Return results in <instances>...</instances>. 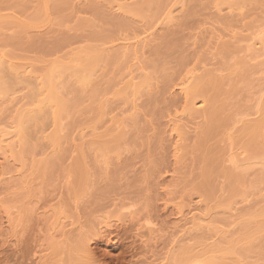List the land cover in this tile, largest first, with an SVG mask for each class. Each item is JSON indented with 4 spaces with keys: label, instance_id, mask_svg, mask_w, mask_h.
<instances>
[{
    "label": "rangeland",
    "instance_id": "rangeland-1",
    "mask_svg": "<svg viewBox=\"0 0 264 264\" xmlns=\"http://www.w3.org/2000/svg\"><path fill=\"white\" fill-rule=\"evenodd\" d=\"M63 1L57 2L60 4L58 6L56 3L55 5L57 7H53V4H50L51 6H44V11L41 7L42 14H45L43 18L46 22L44 21L43 23L42 18V20H39L42 23L38 22L37 24L36 22V24H32L31 22L33 20L29 23L28 19L40 10L39 7L42 5V0H0V20L3 18L4 21L1 22L2 24L0 26L6 22L11 23L13 21L12 23H14L15 21L13 25L8 26L4 24V27H0V56H9L10 54L13 56H10L13 62L11 59L10 61L8 60V56V58L4 56L3 59H7L14 64L20 63L18 64L20 66L25 65L28 68L30 66L31 69L29 68L28 70H32L31 74L32 72L34 73L32 74L33 77L30 75L31 77L27 78L30 81L27 79L23 80L24 85L20 83L18 86L16 85L17 87L13 86L14 88L12 87L10 89L12 92L9 91L12 94L6 93L7 95L10 94L8 97L6 96L4 98L6 94H0V98L2 95V98H4L0 100V130L8 133L15 132L17 123L14 121L16 119L14 118L16 116L15 114L27 104V99H29L27 94H30L31 88H34V81L31 78H34L35 74L41 75L42 71V74H45L51 68V65L58 61L61 63L66 57L71 58L72 56L73 58L75 53L82 57H88L93 54L90 49L96 48L95 52L97 53L101 51L107 52V49H112L111 52H115L114 50L117 49V54L120 53L119 55H121V44L125 42V39H130L129 42H132V38L138 36V38L142 39L143 37H148L149 40L147 41L148 38L146 39V45L144 48L139 49L137 51L138 53L136 52L135 57H132V54L128 55L129 59L126 55H123L122 58L119 56V59L121 58L120 60L118 59L119 63L123 60L121 66L124 67L122 71V67L120 66V71L125 72L124 74L119 71L120 76L116 74L119 77L114 75L116 77L114 79L113 74H110V72L98 73L99 77L96 75L97 78L95 77L94 86L92 84V86L86 87V90L84 89L85 87H80L76 83L75 77L72 79L71 77L69 78L68 72L65 71L66 75L62 74L63 71L56 69L55 73L52 72V78L56 73L59 74L58 78L54 77L53 79L54 82L56 81L58 83L55 82V86L58 96L59 94L62 96L59 98H62V101L64 99L65 101H70L75 108H72L73 111H66L67 113L65 115V112L63 114L61 113L62 115L60 114L61 116H59L61 120L57 123V127L59 126L58 133L61 137L66 136V141L64 140L65 144L63 143L56 149H51L45 142H40L34 150L29 151L30 153L28 151L23 153L21 162L23 168L21 167L19 169V173L21 172L19 176L20 180L17 177L15 180H9V182L4 181V178H6L4 176L5 172L12 171L14 166L12 163H7L1 159L0 155V264H11L12 262V264H60L61 262L63 264L65 258L68 257V255L65 257V248L70 243L72 244L71 235L77 233H83L82 235H86L85 237L89 239L88 249L91 254L90 259L92 258V264H168V262L171 264L175 254L183 246L195 248L196 245L199 248L198 246L203 247L204 245L203 248H205L210 244H215L216 247L218 246L220 248V244L226 240L229 245L236 236L239 237L243 230L242 226L245 225L247 227L254 223V220L251 219L253 211L264 206V164L257 163L261 159L251 154V152L247 154L248 151H242V140H240V138L242 139L241 136L243 134H241V131L243 129L250 126V124H254L253 122L256 123L260 119L259 122L264 121L262 120L264 118V113H262L264 112L262 108L264 103V43H261L262 41L264 42V32L261 33V31H264V0H245L246 2L244 0H232L237 5V8H239L233 11L227 10L225 6L219 7L222 8L219 11V8L216 9L212 0H167V2L165 0L166 4L160 8L161 10L158 11L157 16H150L154 20L149 18V10L154 6L152 2L155 1V6H157L158 4L156 5V2L160 3L159 1L161 0H65V5ZM38 2L39 4H37ZM35 4L39 7H36ZM118 5L121 7L125 6V9L127 7L133 9L131 7H134L133 10L135 11L136 8L142 16H134L132 15L133 12L123 14V12L117 10ZM61 7H64L65 10L62 11ZM56 9L60 10L56 11ZM167 9H173L171 14L173 17L170 21H163ZM145 10H147L149 15L145 14ZM141 12H145L144 14L148 15V18ZM30 14L32 15L28 17ZM118 21L123 23V27L116 26ZM114 27L119 28L115 29ZM109 32H111L110 35ZM99 35L105 37L108 41L105 39L101 41ZM93 36H95V39ZM258 40L260 41L258 42ZM254 42H258L257 47H253ZM88 51L89 54L87 53ZM11 53H14L15 56ZM69 53L72 55L70 54L68 56ZM70 58L66 59V61L70 60ZM66 61L64 63H67ZM47 62H49L50 66L47 65ZM33 68L35 70L43 68L44 70H37L36 72L35 70L33 71ZM112 68H114V65ZM187 68L190 69L188 70ZM153 70L155 75H153ZM187 71L193 72V78L195 80L196 77L197 84L199 82L203 84V79L205 80L204 83L218 81L219 84L221 93L220 101L222 102L218 116L221 114L219 118L222 117L221 119L224 118V120L226 119L228 121L226 122V129H221L223 132L217 135V141H215L216 139L213 140L216 143L210 141L211 144L214 143L213 146L216 144L219 147L217 149H222L220 151L222 154L219 157L220 164L218 163L216 173L214 171V173L212 172L210 174V170L213 171V168L208 170L209 168L205 165L204 167L206 169L204 170V163L201 160L202 153L198 149V142L202 137L201 133H204L208 125V120H206L208 118L205 114L207 108L203 106L202 109L200 107L195 113L191 111L192 116L187 112V114L184 112L183 116L182 113L181 108L182 106L184 108V103L180 100L182 98L179 97L176 84L179 82V79L182 80L187 75ZM71 76L73 75L71 74ZM121 76L127 77L126 79H122ZM151 76L153 77V81H151ZM208 76L211 77L209 78ZM110 77L114 79L111 82L113 85L118 84L117 82L120 80L118 78H121L119 82L123 81V83L121 82L122 84L120 83L121 85H125L126 81L132 82L133 88L130 87L126 90H132L133 92H129L130 95H128V92H124L125 94L123 93V96L122 93L115 96V93H118L115 90H121V86H115L113 87V95V92L110 91L112 88L110 86L111 84L108 81L112 79ZM74 78L75 80H73ZM144 78L149 79V81L147 83H145L147 80L143 82ZM213 78L217 79L214 80ZM71 80L73 81L71 82ZM194 80L193 82H195ZM138 83L141 85L145 83V86L148 87L142 86L141 88H137ZM59 85L60 91L57 88ZM77 87L79 89L83 88L84 91H82L83 89L79 90ZM96 87L101 90L109 88V91L102 90L106 93L104 94L101 91L100 98L97 95V101L95 100L96 96L94 97L95 101L93 99L90 100L91 98L87 94L91 91L90 89H95ZM143 87L145 90H142ZM72 89L76 90L75 92L78 91V96L81 97L77 96V98L75 96L76 93ZM86 92L87 97H85L86 95H81ZM68 102L66 103L68 104ZM97 104H100L102 109ZM88 106L94 108L99 107L100 112L101 110L103 111V118L96 117L97 119H95V121L102 119V122L100 120L96 123L93 122L92 115L94 112L83 113L80 111ZM20 107L22 108L18 110ZM259 108H262V112L259 111ZM178 110L181 114L175 112ZM93 116L95 118V115ZM175 116L176 118H173ZM89 117H92V121ZM171 118L173 120L179 118L178 121L180 123L177 121V126L183 123V126H180L184 130L188 129V134H185L183 142H181L182 145H180L182 147H180L179 154L175 156L176 158L172 155L173 143L169 132L170 127L172 128ZM88 120L93 125L95 124V126L89 123L90 121ZM113 121H115V124ZM48 122L49 120L43 128L45 129L44 134L49 133L53 129V125ZM246 123L247 126L245 127L244 124ZM176 124L174 125L175 127ZM86 125L89 127H86ZM110 126H118L119 128L114 132H110ZM92 127H95V130L93 128L91 132L90 128ZM227 127L230 128L228 129ZM79 132L84 134V139L81 137L82 135L80 136L82 133ZM231 155L235 156L233 159L235 158L236 161H234L236 164H233L231 161ZM250 157H254L253 160ZM77 160L79 162L81 161L79 164L81 165L82 163L84 171L86 172H84L85 180L83 179V183L76 176V172L74 173L75 169L73 170L76 167L75 161L77 163ZM256 160L258 161L256 162ZM48 161H50V165ZM241 162L243 164L248 162V165L245 164L243 166ZM237 164L239 167H237ZM39 165H42V168ZM219 165L221 166L219 167ZM224 169L225 171L227 169L234 170L233 173L241 177L240 183H236L234 184L235 186L233 185L231 187L223 175L222 170ZM203 170L205 173L208 170L209 173L206 174L211 175V182H209L211 184L210 187L214 191L210 199L205 195L206 192H203V189L209 187V185L207 187L204 186L203 189L200 188L202 184H205L203 183L205 180L203 179V175L205 176L206 174ZM22 174L27 179L22 178ZM21 179L25 180L26 185L23 183L24 180L20 182ZM23 185L26 189H24ZM80 190L84 192L81 195ZM84 195L86 196L84 197ZM262 198L263 202L260 203L258 200ZM225 199H230L227 205V207L230 205L228 207L229 209L227 207L224 209L221 206V201ZM14 206L16 208H23L21 210L24 214L19 222H14L17 225L14 229L15 232L13 230L10 231L9 227L6 228L8 225L5 220L7 212H10L9 209L15 211L16 208ZM218 206H221V211L220 208H217ZM178 207H180V212H182L180 213L181 215L176 214L179 209ZM128 213L135 215V218H140L139 226H136V219L129 218ZM197 216H201V218L203 216L204 221L201 220L203 223L200 222L204 226L201 225V230L197 228L198 231L196 232V227L192 226L193 224H188L190 218L192 219V217L195 218ZM23 217L25 220L23 219L24 221L21 222ZM59 217L61 221L63 220V223H60ZM146 218L153 222V224H156L155 229H159L157 235L153 236L154 238L152 237L153 240L150 239L147 227L142 225L145 224L143 222L145 220L143 219ZM212 218L216 219L217 222L214 221L211 223L210 219L212 220ZM262 218L257 219L261 221ZM104 219L105 222L103 221ZM220 219L222 222H218ZM56 220L60 224H58V228L57 226L54 227L55 230L60 229L64 221L65 224L69 222L70 224L73 223V225L63 230L65 237H59V235L55 234L53 238L55 241L57 240L55 249L57 248L58 251L60 249V253H52V248L51 250L48 249L49 251L45 250L43 252L42 250L46 246L49 248V243H52L48 237L51 231L46 236L44 230H49V227L52 230L54 222L55 225L57 223ZM246 221H248V225H246ZM190 223L193 222L190 220ZM19 224L21 227H19ZM191 226L195 229L189 228ZM217 226L219 231H221L220 228L222 229L221 232H223V229L226 231L225 234L222 233L224 238H231L226 240L221 239L223 237L219 235L220 232H217L218 230L215 228ZM245 226L244 228H246ZM40 228L44 229L42 230L43 233L38 232ZM137 228L139 229L137 230ZM17 229H19L20 233H18ZM240 230L241 232H239ZM258 231H256L258 234L254 233L255 237L252 236L251 238V241L254 240V245H251L252 249L248 248L252 252L248 249H245L247 252H244V250L239 251L243 256L237 252V256H231L236 257H234L235 259L233 258L234 261H228L226 259L225 263L264 264V228ZM137 233H141L140 235H143V238H139ZM226 233L228 235L227 237H225ZM18 234L21 235L19 236ZM42 235L43 237H41ZM66 240L67 242H65ZM221 240L224 241L222 242ZM228 240L230 241L228 242ZM255 241L257 242L255 243ZM13 242L17 246L12 244ZM46 242L48 243L46 244ZM206 244L207 246H205ZM227 244L221 245V247H226ZM66 252L68 254V251ZM7 258L8 260H6ZM228 259H231L230 256H228Z\"/></svg>",
    "mask_w": 264,
    "mask_h": 264
},
{
    "label": "bare ground",
    "instance_id": "bare-ground-1",
    "mask_svg": "<svg viewBox=\"0 0 264 264\" xmlns=\"http://www.w3.org/2000/svg\"><path fill=\"white\" fill-rule=\"evenodd\" d=\"M35 1H38V0H35ZM59 1H61L62 2V0H42V5L39 7L37 4H39V2H41V1H39L37 4H35L36 5V7H39V9L40 10H38L37 11V9H36V13L34 14V15H32V14H30L28 17H30L31 15V18H29L28 20H29V23H30V21L31 20H33L31 23L32 24H36V22H37V24H38V22L39 23H42V21H39V20H42V18H43V16L45 15H43L42 14V12L44 11V6H51L52 4H53V7H57V5H55L57 2L59 3ZM65 1V0H64ZM63 1V4L66 2H64ZM151 1V0H150ZM157 1H159V0H157ZM169 1V0H168ZM181 1H184V0H181ZM245 1V0H244ZM155 2V1H154ZM154 2H152V5H154V6H152V8H151V10H149L150 12H149V14H148V12H147V10H145L146 11V13L145 12H141L142 14H148L149 15V18L151 19L152 17H150V16H153V17H155V15L158 13V11L159 10H161L160 8L162 7V6H164V4H166V2H167V0H166V2H165V0H161V1H159L160 3H157L156 2V5L157 6H155V3ZM212 2L215 4V6H216V9H218L219 7H223V6H225V7H227V10L229 9L230 11H233L234 9H236L237 8V5H235V3L232 1V0H212ZM246 2V1H245ZM57 3V4H58ZM174 3V2H173ZM212 3V4H213ZM51 4V5H50ZM163 4V5H162ZM55 5V6H54ZM65 5V4H64ZM63 5V6H64ZM252 5V4H251ZM58 6H60V4H58ZM123 6V5H122ZM166 6V5H165ZM168 6V5H167ZM239 6V5H238ZM21 7H23V6H21ZM41 7H42V9H43V11H41L42 9H41ZM114 7V6H113ZM149 7V6H148ZM59 8V7H58ZM62 8V7H61ZM64 8V7H63ZM62 8V11L63 10H65V8L63 9ZM112 8V7H111ZM128 8V9H127ZM126 9H125V6L124 7H121V6H117V10H119V11H121V12H123V14L125 13H132L133 12V14L132 15H140L139 17H141L142 15L140 14V11H138V10H136V8H135V11L133 10L134 9V7H131V8H133V9H129L130 7H127ZM150 8V7H149ZM149 8H146V9H149ZM221 9L222 8H219L218 10L219 11H221ZM226 9V8H225ZM237 9H239V8H237ZM236 9V10H237ZM55 10V9H54ZM58 9H56V11H57ZM60 10V9H59ZM58 10V11H59ZM172 10L173 9H167V12H166V14H165V16H164V18H163V21L165 20V21H170V19L173 17V16H171V14H172ZM61 11V12H62ZM234 12H236V11H234ZM239 12H240V10H239ZM60 13V12H59ZM242 13V12H241ZM144 14V16L146 17L147 16V18H148V15H145ZM159 14H160V12H159ZM175 14V13H174ZM173 14V15H174ZM222 14V13H221ZM100 15V14H99ZM67 16V15H66ZM157 16V15H156ZM4 17V16H3ZM45 17V16H44ZM47 17V16H46ZM68 17V16H67ZM138 17V16H137ZM176 17V16H175ZM58 18V17H57ZM177 18V17H176ZM2 20H0V24H2L1 22L3 21V18H1ZM161 19V18H160ZM228 19V18H227ZM47 20V19H46ZM152 20H154V18H152ZM151 20V21H152ZM44 21H45V19L43 18V23H44ZM60 21V20H59ZM150 21V22H151ZM173 21V20H172ZM4 22V21H3ZM13 22V21H12ZM4 23L5 25H8V26H10V25H13V24H15V21H14V23ZM46 22V21H45ZM56 22H58V21H56ZM62 22V21H61ZM60 22V23H61ZM158 22V21H157ZM170 23V22H169ZM4 24L3 25H1L0 27L2 28V27H4ZM57 24H59V23H57ZM126 24V23H125ZM124 24V25H125ZM164 24V23H163ZM18 25H19V23H18ZM151 25V24H150ZM21 26V25H20ZM116 26H119V27H123V23L122 22H119L118 21V23H117V25ZM115 26V27H116ZM161 26V25H160ZM208 26V25H207ZM6 27V26H5ZM18 27V26H17ZM27 27V26H26ZM114 27V28H115ZM118 27V28H119ZM127 27V26H126ZM125 27V28H126ZM19 28V27H18ZM118 28H115V29H118ZM24 29H25V27H24ZM122 29V28H121ZM124 29V28H123ZM253 29V28H252ZM6 30V29H5ZM120 30V29H119ZM151 30V29H150ZM254 31V30H253ZM121 32V31H120ZM262 32H264V31H261V33ZM101 33V32H100ZM110 33L111 32H109V35H110ZM116 33V32H115ZM144 33V32H143ZM112 34H113V32H112ZM108 35V34H107ZM100 36V39H101V41H102V39H105L106 40V38L105 37H101V35H99ZM99 36H98V38H99ZM104 36H106V35H104ZM114 36V35H113ZM124 36V35H123ZM150 36H151V34H150ZM149 36V37H150ZM95 36H93V38H94ZM231 37V36H230ZM108 38V37H107ZM128 38V37H127ZM130 38H132V37H130ZM148 38V37H147ZM147 38H144L143 37V39L142 38H138V36H134L133 38H132V42H129L130 41V39H125V42L123 43V44H121L122 46V54L121 55H119V54H117V52H116V50L117 49H113L115 52H111V46H110V49L111 50H109V49H107V52H104V51H101V52H99V53H97V52H95V50H96V48L94 49V48H92V49H90L91 50V53H93L92 55H89L88 57H82V56H80V55H76V53H75V55H74V57L72 58V56H71V58H70V60H68V61H66V59H69V58H65V59H63V60H65L67 63H64V62H62L61 61V63L58 61H55V62H57V63H54L53 62V60H51L52 61V63H54L53 65H51V68L45 73V74H42L43 73V71L41 72V71H38V72H41V75H37V74H35L34 75V78H31V80L32 81H34L33 83H34V88H31V91L29 92L30 94H27L28 96H29V99H27L28 101L26 102L27 104H28V106L26 107V105L27 104H25L24 106H23V109L22 110H20L22 107H20L18 110H20V111H15V112H17L14 116V118H16L14 121H16L17 123H16V130H15V132L14 133H8V132H6V131H3V130H0V150H1V153H0V155H1V159H3V160H5L7 163H12L13 164V166H14V168H13V170L12 171H10V172H8V173H6L5 172V174H4V176H6V178H4V181L6 180V181H8L9 182V180H15V178H17L18 177V180H20V173H19V169L22 167V155H23V153H26V151H32V150H34L35 148H36V146H37V144H39L40 142H45L47 145H48V147H50L51 149H53V148H58L59 146H61L63 143L65 144V142H64V140L66 141V139H65V137L66 136H63V137H61V135L58 133L59 132V126L57 127V123H58V121L59 120H61V118L59 117V116H61L62 114H63V112H65L64 113V115L67 113L66 111H71L72 110V108L74 107V106H72V103L70 104L68 101H65V99H64V101H62V98H59V97H62V96H60V94H59V96H58V92H57V90H56V83L53 81V79H54V77L56 78H58L59 76V74L58 73H56V75H53V78H52V72H54L55 73V71L56 70H58V71H63V73L62 74H65L66 75V72H68L69 73V78L71 77V79L73 78V77H75L76 78V83H78L79 85H80V87H85L84 89L86 90L87 88H88V86H92V84L93 83H95L94 82V80H95V77L97 78V76L99 75V74H102V73H105V72H110V74L112 73L113 74V77H114V79L116 78L114 75H118L119 74V71L121 70V62L123 61V60H121L120 61V63H119V60L123 57V55H126V57L129 59V57H128V55L129 54H132V57L134 56L135 57V54H136V52L137 51H139V49H142V48H144V46L146 45V39ZM95 39V38H94ZM120 39V38H119ZM149 40V38L147 39V41ZM218 40V39H217ZM106 41H108V40H106ZM260 40H258V42H259ZM209 42V41H208ZM258 42H254L253 43V47L254 46H258ZM103 43H104V41H103ZM102 43V44H103ZM107 43V42H106ZM261 43H264L263 41L261 42ZM261 43H259V44H261ZM105 44V43H104ZM151 44V43H150ZM148 45V44H147ZM239 45V44H238ZM100 46H102V45H100ZM99 46V47H100ZM104 46V45H103ZM115 47V46H114ZM262 47H263V45H262ZM90 48V47H89ZM106 48V47H105ZM113 48V47H112ZM119 48V47H118ZM77 50V49H76ZM75 50V51H76ZM102 50V49H101ZM105 50V49H104ZM109 50V51H108ZM120 50V49H119ZM262 50V49H261ZM118 51V50H117ZM53 52H54V50H53ZM55 52H56V50H55ZM71 53H73V52H71ZM71 53H69L68 54V56L71 54ZM88 54H89V51L87 52ZM138 53V52H137ZM7 54H8V52H7ZM11 54H13L14 56H15V54L14 53H11ZM78 54H80V52H78ZM82 54V53H81ZM88 54H86V55H88ZM72 55V54H71ZM83 55V54H82ZM4 56H6V55H2V56H0V57H2V58H0V94H6V93H10V92H12V91H10V89H12V87L13 86H15V87H17L18 86V84H20V83H23L22 85H24V79L26 80L27 78H29V77H31L30 75H32V74H34L33 72H32V74H31V71L32 70H28L29 68H30V66H29V68L28 67H25V65H23V66H20V65H18V64H20V63H12L13 61H12V55H10L9 54V61H10V59H11V61L12 62H9L7 59L5 60V59H3V57ZM5 57V58H8V57ZM10 56H12V57H10ZM119 56H121V58L119 59ZM131 56V55H130ZM16 57H17V55H16ZM125 57V58H126ZM245 57V56H244ZM15 58V57H14ZM13 58V59H14ZM20 59H21V57H20ZM25 59V58H24ZM59 59V58H58ZM119 59V60H118ZM124 59V58H123ZM132 59V58H131ZM15 60V59H14ZM133 60V59H132ZM50 62V61H49ZM49 62H47L46 64L48 65V66H50V64H51V62H50V64H49ZM125 62V61H124ZM123 62V63H124ZM46 64H45V66H46ZM125 64V63H124ZM123 64V65H124ZM22 65V64H21ZM27 65V64H26ZM77 65V66H76ZM113 65H114V68H112L113 67ZM121 66V67H120ZM153 66V65H152ZM126 67V66H125ZM155 67V66H154ZM157 67V66H156ZM158 67H159V65H158ZM124 67H122V71L124 70L123 69ZM163 68V67H162ZM191 68V67H190ZM189 68V69H190ZM205 68V67H204ZM31 69V68H30ZM48 69V68H47ZM47 69H45V70H47ZM56 69V70H55ZM113 69V70H112ZM132 69V68H131ZM158 69V68H157ZM188 69V68H187ZM188 69V70H189ZM194 69V68H193ZM35 69L33 68V71H34ZM37 70H44L43 68L42 69H37ZM37 70H35L36 72H37ZM66 71V72H65ZM122 71H120L122 74H124L125 72H122ZM140 71V70H139ZM160 71H161V69H160ZM159 71V72H160ZM162 71H164V70H162ZM195 71V70H194ZM65 72V73H64ZM155 72H156V69H155ZM154 70H153V75H155L154 73ZM188 72V71H187ZM186 72V74L187 75H185V77H183V79L182 80H180L179 79V82L176 84V87H177V91H178V93H179V97L180 98H182V99H180V100H182L183 101V103H184V108H183V106H182V113H183V116H184V112L186 113H190L191 111L192 112H197L198 111V109L200 108V109H202V107L204 106V107H206L205 109H206V117L208 118V119H206V120H208L207 121V128H205V131H204V133H201L202 134V137L200 138V140H199V148L198 149H200V151H201V160L203 161V168H204V170L206 169V167H204V165L205 166H207L209 169L208 170H210V168H213V171L212 170H210V174L213 172L214 173V171H215V173L217 172V170H218V163H219V157H220V154H222V153H220V151H222V149L221 150H219V149H217V147L218 146H216V144L213 146V144H211L210 143V141H212V142H215V141H217V139H216V137H218L217 135H220L221 134V132H223L222 130H223V128H224V130L226 129L225 128V126H227L226 125V122L228 121H226V119L224 120V118L223 119H221L222 117H220L219 118V116L221 115H219L218 116V114L220 113L219 112V109L221 108V102L222 101H220V88H219V84H218V81H213L212 83H209V82H206V83H204V79H203V84L201 83V82H199V83H201V84H197L196 83V77H195V80H194V76H193V72H188L187 73ZM60 73V74H61ZM67 73V74H68ZM99 73V74H98ZM157 73V72H156ZM39 74V73H38ZM61 74V75H62ZM71 74L73 75V76H71ZM110 74H108V75H110ZM37 75V76H36ZM64 75V76H65ZM97 75V76H96ZM116 75V76H117ZM127 75V74H126ZM130 75V74H129ZM129 75H128V77H129ZM149 75H152V74H149ZM152 75V76H153ZM110 76H112V75H110ZM119 76H120V74H119ZM119 76H117V77H119ZM132 76V75H131ZM142 76V75H141ZM151 76V78H152V80H151V78H150V80L151 81H153V77ZM32 77H33V75H32ZM61 77V76H60ZM99 77V76H98ZM113 77H110V78H112V79H110V80H108L109 82V84H111V82H113ZM122 77V76H121ZM127 77V76H126ZM126 77L124 76V77H122V79L123 78H125L126 79ZM148 77V76H147ZM150 77V76H149ZM159 77V76H158ZM209 78L211 77V76H208ZM75 78L73 79V80H75ZM131 78V77H130ZM134 78V77H133ZM205 78H206V76H205ZM118 79H120L121 80V78H118ZM214 79V78H213ZM215 79H217V78H215ZM214 79V80H215ZM28 80V79H27ZM73 80H71V82L73 81ZM112 80V81H111ZM119 80V81H120ZM147 80V81H146ZM193 80L195 81V82H193ZM28 81H30V80H28ZM31 81V82H32ZM117 82L118 84H120L121 82L123 83V81H121V82ZM146 81V82H145ZM149 81V79H145L144 78V81L143 82H145V83H147ZM156 81V80H155ZM199 81V80H198ZM31 82H30V84H31ZM115 83H116V81H114ZM26 83H28V82H26ZM25 83V84H26ZM55 83V84H54ZM104 83V82H103ZM106 83V82H105ZM114 83V84H115ZM121 83V84H122ZM124 83H125V81H124ZM140 83H141V81H140ZM145 83H144V85H141V84H137L138 86H137V88L138 87H142V86H145ZM58 84V83H57ZM108 84V85H109ZM118 84H116V85H113V84H111L110 86L112 87L111 88V92H113L114 90H113V87H117V86H121V90L119 91V90H115V91H117L118 93L116 94L115 93V96L116 95H118L119 93H122V96H123V93L125 92V93H127L128 92V95H130L129 94V92H133L131 89L133 88L132 87V85H133V83L131 82H127L126 81V83H125V85L123 86V85H118ZM130 84V85H129ZM17 85V86H16ZM28 86H30L29 84H27ZM75 85H77V84H75ZM136 85V84H135ZM141 85V86H140ZM147 85V84H146ZM148 85H150L149 83H148ZM220 85H221V83H220ZM58 86V85H57ZM64 86V85H63ZM93 86H94V84H93ZM101 86V85H100ZM123 86V87H122ZM20 87V86H19ZM24 87V86H23ZM31 87V86H30ZM76 87V86H75ZM79 87V86H78ZM77 87V88H78ZM87 87V88H86ZM130 87H132L130 90L131 91H128V90H126V89H129ZM134 87H136V86H134ZM146 87V86H145ZM148 87V86H147ZM146 87V88H147ZM14 88V87H13ZM57 88H59V90L58 91H60V85H59V87H57ZM90 88V87H89ZM123 88V89H122ZM222 88V87H221ZM79 89V88H78ZM83 89V88H82ZM82 89H79V90H82ZM84 89L82 90V91H84ZM108 89V90H107ZM118 89V88H117ZM14 90V89H13ZM74 89H72V91H73ZM91 91L90 92H88V94H87V92L85 93V94H81V95H83V96H85L86 94L89 96V98H91L90 100H94V97H95V100L97 99V97L99 96V95H101L102 93H104L102 90H106V91H109V88H106V89H97V87L95 88V89H90ZM135 90H137L136 88H135ZM141 90V89H140ZM140 90H138V91H140ZM142 90H145V88L143 87V89ZM264 90V89H263ZM10 91V92H9ZM15 91V90H14ZM27 91H29V90H27ZM63 91V90H62ZM76 90H74V92H75ZM102 91V93H100ZM149 91V90H148ZM176 91V92H177ZM78 92V91H77ZM77 92H75L76 93V97L79 95V92L77 93ZM81 92V91H80ZM134 92H136V91H134ZM144 92V91H143ZM146 92V91H145ZM68 93V92H67ZM100 93V94H99ZM106 93V92H105ZM104 93V94H105ZM124 93V94H125ZM137 93V92H136ZM141 93V92H140ZM10 94H12V93H10ZM9 94V95H10ZM134 94V93H133ZM133 94H131V95H133ZM142 94V93H141ZM9 95H4V98L7 96H9ZM87 95L85 96V97H87ZM98 95V96H97ZM113 95H114V92H113ZM127 95V96H128ZM178 95V94H177ZM3 96V95H2ZM2 96H1V98H0V100H2V99H4V98H2ZM66 96V95H65ZM121 96V95H120ZM260 96H261V94H260ZM78 97H81V96H78ZM77 97V98H78ZM125 97V96H124ZM99 98H100V96H99ZM222 98V97H221ZM83 99V98H82ZM8 100V99H7ZM79 100V99H78ZM89 100V99H88ZM94 100V101H95ZM98 100V99H97ZM96 100V101H97ZM178 100V99H177ZM127 101V100H126ZM131 101V100H130ZM66 102H68V104H70V105H68ZM180 102V101H179ZM178 102V103H179ZM97 103V102H96ZM262 103H263V101H262ZM74 104V103H73ZM126 104V103H125ZM5 105V104H4ZM89 105H91V104H89ZM100 108H101V106H100V104H97ZM207 105V106H206ZM12 106V105H11ZM93 106V105H92ZM260 106H261V104H260ZM13 107V106H12ZM25 107V108H24ZM99 107H96V108H94V107H91V106H88V107H84V109L82 110H80V111H82L83 113H90V112H94V114L93 115H95V118H94V116L92 115V117H93V122H97V121H99L100 120V122H102V119H99V120H97V121H95V119H97L96 117H98V118H100V117H102L103 115L102 114H104L103 113V111L101 110V112H100V110H99ZM3 108V107H2ZM75 108V107H74ZM177 108V107H176ZM262 108L264 109V103H263V105H262ZM261 108V109H262ZM102 109V108H101ZM113 109V108H112ZM260 109V108H259ZM261 109L259 110L260 112H262L261 111ZM79 110V109H78ZM180 110V109H179ZM179 110L178 111H175V112H177V114L178 113H180L179 112ZM73 111V110H72ZM77 111V110H76ZM121 111V110H120ZM110 112V111H109ZM191 112V113H192ZM219 112V113H218ZM2 113H4V112H2ZM62 113V114H61ZM138 113V112H137ZM186 113V114H187ZM190 113V114H191ZM262 113H264V112H262ZM61 114V115H60ZM117 114V113H116ZM176 114V113H175ZM181 114V113H180ZM106 115V114H105ZM193 114H191V116H192ZM196 115V114H195ZM264 115V114H263ZM179 116H182V115H179ZM186 116H188V115H186ZM68 117V116H67ZM92 117H89V119L92 121ZM198 117V116H197ZM60 118V119H59ZM103 118V117H102ZM173 118H176V116L175 117H173ZM181 118V117H180ZM261 118H262V115H261ZM127 119H129V118H127ZM172 119V118H171ZM200 119V118H199ZM49 120V124H52L53 125V129H52V131H50L49 133H47V134H44L45 133V129H43L44 128V126H45V124H47V121ZM90 120H88V121H90ZM104 120V119H103ZM179 118L178 119H172L171 120V123H172V128L170 127V129H169V132H170V136L172 137L171 139H172V143H173V154L172 155H174V157L175 156H177V154H179V151H180V147H182V146H180V145H182L181 144V142H183V138L185 137V134H188V129L187 130H184V128L183 127H181V126H183L182 124H180V125H178L177 126V124L178 123H180L179 121ZM193 120V119H192ZM261 120V119H260ZM259 120V121H260ZM262 120H264V118H262ZM91 121L89 122V123H91ZM137 121V120H136ZM170 121V120H169ZM168 121V122H169ZM177 121H178V123H177ZM181 121V120H180ZM238 121V120H237ZM244 121V120H243ZM242 121V122H243ZM259 121H257L256 123L255 122H253L254 124H250V126H247V123L246 124H244L245 125V129H243V127H242V133L241 134H243L241 137H242V139L240 138V140H242V151L243 150H245V152L246 151H248V153L247 154H249V152H251V154H254L255 156H257V157H259L260 159H261V161L259 162L258 160H256V162L257 163H259V164H264V121L262 122H259ZM51 122V123H50ZM201 122V121H200ZM62 123V122H61ZM113 123L115 124V121H113ZM112 123V124H113ZM177 123V124H176ZM251 123V122H250ZM11 124V123H10ZM14 124V123H13ZM92 125H93V123H91ZM135 124V123H134ZM176 124V127L174 126ZM236 124V123H235ZM52 125H50V126H52ZM59 125H60V123H59ZM90 125V124H89ZM185 125V124H184ZM248 125H249V123H248ZM15 126V125H14ZM88 125H86V127H87ZM93 126H95V124L93 125ZM187 126V125H186ZM230 126V125H229ZM234 126V125H233ZM4 127V126H3ZM85 127V128H86ZM89 127V126H88ZM90 127H91V125H90ZM188 127V126H187ZM186 127V128H187ZM13 128V127H12ZM48 128V127H47ZM94 128V130H95V127H92V128H90V131L92 132V129ZM106 128V127H105ZM110 132H114V131H116V130H118L117 128H119L118 126H110ZM228 128V127H227ZM230 128V127H229ZM228 128V129H229ZM2 129V128H1ZM14 129V128H13ZM49 129V128H48ZM88 129V128H87ZM104 129V128H103ZM102 129V130H103ZM222 129V130H221ZM204 130V129H203ZM13 131V130H12ZM82 131V130H81ZM186 131H187V133H186ZM190 131V130H189ZM192 131H194V130H192ZM219 131H220V133H219ZM84 132V131H83ZM94 132V131H93ZM98 132V131H97ZM191 132V131H190ZM203 132V131H202ZM72 133V132H71ZM79 133H82V132H79ZM78 133V134H79ZM158 133V132H157ZM77 134V135H78ZM162 134V133H161ZM240 134V135H241ZM82 135V136H81ZM83 133L82 134H80V136L83 138ZM187 136V135H186ZM188 137V136H187ZM82 138H80V139H82ZM68 139V138H67ZM84 139V138H83ZM216 139V140H215ZM213 140H215V141H213ZM239 142V141H238ZM171 143V144H172ZM216 143V142H215ZM193 144V143H192ZM41 145H42V143H41ZM45 145V144H44ZM191 145V144H190ZM238 145H240V144H238ZM240 146V147H241ZM87 147V146H86ZM108 147V146H107ZM219 148V147H218ZM38 149V148H37ZM54 149V151H56ZM85 149V148H84ZM89 149V148H88ZM104 149V148H103ZM107 149V148H106ZM41 150V149H40ZM35 151H37V150H35ZM103 151V150H102ZM29 152V153H30ZM40 152V151H39ZM38 152V153H39ZM93 152V151H92ZM241 152V151H240ZM33 154H34V152H33ZM60 154V153H59ZM100 154V153H99ZM241 154V153H240ZM31 155V154H30ZM239 155V154H238ZM243 155H244V153H243ZM51 156V155H50ZM96 156V155H95ZM222 156V155H221ZM232 156V155H231ZM252 156V155H251ZM34 157V156H33ZM233 157H235V156H232L231 157V161L233 162V164H236V160H235V158L233 159ZM239 157H242V156H239ZM256 157V159H258ZM176 158V157H175ZM251 158V157H250ZM254 158V157H253ZM253 158H251L252 160H253ZM24 159V158H23ZM33 159V158H32ZM47 159V158H46ZM221 159V158H220ZM235 160V161H234ZM238 160V159H237ZM239 160H240V158H239ZM201 161V162H202ZM246 161V160H245ZM50 161H48V163H49ZM81 162V161H80ZM78 160H77V163H76V161H75V168H73V170H74V173L76 172V176L78 177V179L80 180V181H82V183H83V179L85 178V174H84V166L82 165V163H81V165L83 166H81L79 163H80ZM252 163H253V161H251ZM255 162V161H254ZM262 162V163H261ZM7 163H5V164H7ZM45 163V162H44ZM47 163V164H48ZM182 163V162H181ZM242 163V162H241ZM241 163H240V165H241ZM248 163V162H247ZM247 163H242L243 164V166L246 164V165H248ZM252 163H251V165H252ZM98 164V163H97ZM161 164V163H160ZM220 164V163H219ZM255 164V163H254ZM253 164V165H254ZM20 166L19 168H18V166ZM46 165V164H45ZM49 165H50V163H49ZM52 165V164H51ZM12 166V165H11ZM12 166V167H13ZM41 166V168H42V165H39V167ZM47 166V165H46ZM161 166V165H160ZM221 165H219V167H220ZM242 166V165H241ZM242 166V167H243ZM264 166V165H263ZM10 167V166H9ZM30 167H32V166H30ZM39 167H38V169H39ZM156 167V166H155ZM214 167H216V168H214ZM237 167H239L238 166V164H237ZM256 167V166H255ZM23 168V167H22ZM28 168H29V166H28ZM40 168V169H41ZM166 168V167H165ZM168 168V167H167ZM264 168V167H263ZM34 169V168H33ZM37 169V168H36ZM37 169V170H38ZM47 169H49V168H47ZM215 169V170H214ZM220 169V168H219ZM240 169V168H239ZM246 169V168H245ZM23 170V169H22ZM21 170V171H22ZM35 170V169H34ZM203 170V171H204ZM207 170V172L206 173H209V171ZM236 170H237V168H236ZM6 171V170H5ZM9 171V170H8ZM154 171V170H153ZM223 171V175H224V177L228 180V182L230 183V186L231 187H233V185L234 184H236V183H240V181H241V177L238 175V174H235V173H233V171L234 170H226L225 171V169L224 170H222ZM251 171V170H250ZM237 172V171H236ZM245 172V171H244ZM86 173V172H85ZM204 173H205V171H204ZM205 173V174H206ZM210 174H206L205 176L203 175V179H205L204 181H203V183H205L204 185H203V187H202V185H201V187L200 188H204V186H208L209 185V187H207V188H204L203 190V192H206V196H208L209 197V199H210V196H212L213 195V189H212V187H210V182H211V180H210ZM25 175V174H24ZM41 175V174H40ZM44 175V174H43ZM89 175V174H88ZM245 175V174H244ZM22 176H23V174H22ZM32 176V175H31ZM46 176H47V174H46ZM76 177V178H77ZM205 177V178H204ZM1 178V177H0ZM22 178H24V176L22 177ZM26 178V177H25ZM24 178V179H25ZM40 178V177H39ZM59 178V177H58ZM23 179V180H24ZM27 179V178H26ZM180 179V178H179ZM211 179H212V177H211ZM22 179H21V181L20 182H22L23 181ZM36 180V179H35ZM85 180V179H84ZM253 180V179H252ZM77 181V180H76ZM168 181V180H167ZM196 181V180H195ZM210 181V182H209ZM255 181V180H254ZM0 182H1V180H0ZM23 183H25V180H24V182ZM27 183H29V182H27ZM91 183H92V181H91ZM19 184V183H18ZM22 184V183H21ZM25 185H26V183H25ZM161 185V184H160ZM186 185V184H185ZM238 185V184H237ZM235 186V185H234ZM23 187H24V185H23ZM22 187V188H23ZM64 187V186H63ZM157 187V186H156ZM181 187H182V185H181ZM24 189H26L25 187H24ZM206 189V190H205ZM230 189H232V188H230ZM201 190V189H200ZM243 190V189H242ZM27 191V190H26ZM65 192V191H64ZM80 192V195H81V193H84L83 191H79ZM78 192V193H79ZM172 192V191H171ZM223 192V191H222ZM237 192V191H236ZM255 192H256V190H255ZM254 192V193H255ZM20 193V192H19ZM77 193V194H78ZM201 193V192H200ZM25 194V193H24ZM28 194V193H27ZM76 194V193H75ZM162 194V193H161ZM212 194V195H211ZM79 195V194H78ZM164 195V194H163ZM242 195V194H241ZM86 195H84V197H85ZM165 196V195H164ZM239 196V195H238ZM263 196V195H262ZM65 197V196H64ZM163 197V196H162ZM180 197V196H179ZM199 197V196H198ZM201 197V196H200ZM207 197V198H208ZM234 197V196H233ZM56 198V197H55ZM18 199V198H17ZM51 199V198H50ZM64 199V198H63ZM88 199V198H87ZM10 200V199H9ZM42 200H43V198H42ZM181 200V199H180ZM182 200H183V198H182ZM228 200H230V199H225L224 201H227V202H224L223 200V202L221 201V206L225 209L226 207H227V205H228ZM245 200V199H244ZM243 200V201H244ZM262 200V201H261ZM261 200H258L260 203L261 202H263V198L261 199ZM3 201V200H2ZM25 201V200H24ZM30 201V200H29ZM249 201V200H248ZM43 202V201H42ZM93 202V201H92ZM235 202V201H234ZM245 202H247V201H245ZM17 203V202H16ZM220 203V202H219ZM264 203V202H263ZM32 204V203H31ZM79 204V203H78ZM91 204V203H90ZM116 204V203H115ZM190 204V203H189ZM199 204V203H198ZM229 204H231L230 202H229ZM243 204V203H242ZM259 204V203H258ZM1 205V204H0ZM195 205V204H194ZM204 205V204H203ZM220 205V204H219ZM114 206V205H113ZM198 206V205H197ZM212 206V205H211ZM221 206H218L217 208L219 209L220 208V211H221ZM13 207V206H12ZM11 207V208H12ZM15 207V206H14ZM32 207V206H31ZM36 207V206H35ZM181 207V206H180ZM180 207H178L179 209H178V211L176 212V214H180V213H182V212H180L181 210H180ZM195 207V206H194ZM199 207V206H198ZM228 207H230V205L228 206ZM227 207V209H229ZM16 208V207H15ZM57 208V207H56ZM114 208V207H113ZM138 208V207H137ZM182 208V207H181ZM19 209V210H18ZM21 209H23V208H16L15 209V211H13V209H9L10 210V212H7V214H6V224L8 225V226H6V228L7 227H9L8 229L11 231V230H13L14 232H15V228L17 227V225H15V221L16 222H19V220H20V218L22 217V215H24L23 214V211L21 210ZM81 209V208H80ZM119 209V208H118ZM176 209V208H175ZM216 209V208H215ZM11 210H12V212H11ZM35 210V209H34ZM37 210V209H36ZM177 210V209H176ZM217 210V209H216ZM223 210V209H222ZM118 211V210H117ZM190 211V210H189ZM218 211V210H217ZM224 211V210H223ZM225 211H227V210H225ZM253 211V210H252ZM256 211V212H255ZM255 211H253V213H252V220H254V223L253 224H251V225H248V221H249V219H248V221H246L247 222V224L246 223H244V224H246V225H248L246 228H244V226H242L243 227V230H242V232H241V230L239 231V232H241V234L239 235V237L238 236H236V238H234L230 243H229V245L227 244V240L226 239H230V238H228L227 236V233H226V235H225V237H227V238H224L223 237V234L222 233H224L225 234V230L223 229V232H221L222 231V229L220 228V230L221 231H219V229H218V226L217 227H215L218 231L217 232H220L219 233V235H221L223 238H221V239H224V240H226V241H224V240H221L222 242L224 241V243H222V244H220V248H218V246L216 247V245L214 244V245H212V244H210L209 246H207V244L205 245V246H207V247H205V248H203L204 247V245H203V247L202 246H198L199 248H197L196 247V245H195V248L194 247H192V248H188L189 246H187V247H185V246H183V247H181L180 249L181 250H179L177 253H178V255H176L175 254V257H174V259H173V256H172V259H173V264H226L225 263V260L227 259L228 261L229 260H232V261H234L233 260V258L235 257H231L232 255H236L237 254V252H239V251H242V250H244V252H247L246 250L248 249V248H251L252 249V247H251V245L253 246L254 245V243H253V241L254 240H252L251 241V238H252V236L253 237H255V235H254V233H256V231H258L259 229L261 230V228H264V218H262V217H264V206L263 207H260L259 209H257V210H255ZM5 212V211H4ZM85 212V211H84ZM109 212V211H108ZM130 212V211H129ZM24 213H26V212H24ZM43 213V212H42ZM80 213V212H79ZM116 213H118V212H116ZM122 213V212H121ZM131 213V212H130ZM130 213H128L129 214V218L130 219H136V226H139V222L141 221L140 220V218H135L136 216L135 215H130ZM200 213V212H199ZM218 213V212H217ZM222 213V212H221ZM227 213H228V211H227ZM240 213V212H239ZM15 214V215H14ZM45 214V213H44ZM113 214V213H112ZM124 214V213H123ZM76 215V214H75ZM181 215V214H180ZM204 215V214H203ZM210 215V214H209ZM232 215H234V214H232ZM242 215V214H241ZM45 216V215H44ZM62 216H63V214H62ZM119 216V215H118ZM183 216V215H182ZM196 216V215H195ZM205 216V215H204ZM212 216V215H211ZM179 217V216H178ZM185 217H186V215H185ZM206 217L208 218V216L206 215ZM210 217V216H209ZM227 217V216H226ZM243 217V216H242ZM245 217V216H244ZM250 217H251V214H250ZM105 219H106V217H104ZM184 218V217H183ZM205 218V217H204ZM248 218V217H247ZM246 218V219H247ZM257 218H262V220L260 221V220H258ZM24 219V217L21 219V222L22 221H24L23 220ZM47 219H48V217H47ZM51 219V218H50ZM63 219V218H62ZM105 219L103 220L104 222H105ZM133 219V220H134ZM189 219V218H188ZM187 219V220H188ZM209 219V218H208ZM214 218H212V220L210 219V222L212 223V222H214V221H216V219H214ZM218 219V218H217ZM255 219H257V220H255ZM40 220V219H39ZM41 220H43V219H41ZM124 220V219H123ZM143 220H145V221H143V222H145V224H142V225H145L146 227H147V230H148V233H149V236H150V239H152L153 240V236H156L157 235V233L159 232V229H155L156 228V224H153V222H151L149 219H143ZM180 220V219H179ZM187 220H186V222H187ZM190 220H191V222H193V223H190ZM190 220H189V224L188 225H190V224H193L192 226H194V227H196V232L199 230V228H200V230H201V225H203V224H201V222L202 221H204L203 220V216H202V218H201V216L199 217V216H197V217H195V218H193L192 217V219L190 218ZM202 220V221H201ZM207 220V219H206ZM57 221V220H56ZM59 221H60V223L63 221H61V219H60V217H59ZM181 221V220H180ZM182 221H183V219H182ZM201 221V222H200ZM208 222H209V220H207ZM206 221V222H207ZM219 221H221V219L220 220H218V222ZM30 222V221H29ZM53 222V221H52ZM110 222V221H109ZM179 222V221H178ZM217 222V221H216ZM215 222V223H216ZM222 222V221H221ZM224 222V221H223ZM227 222V221H226ZM60 223H58V221H57V223H56V225H55V222H54V226L52 227V230H50V227H49V230L47 229V230H44V229H42V228H40L39 229V231L38 232H40V233H43V231L42 230H44V233H46V236H47V234H48V232L49 231H51L49 234H48V237H49V239H50V241L52 242V243H49V248H47V246H46V248L44 249V250H42L43 252L45 251V250H48V249H50L51 250V248L54 250V252H53V250L51 251L52 253H57L58 254V252L60 253V249H59V251H58V249L56 248L55 249V246H57V245H55V243L57 242V240L55 241L53 238L55 237V234H57V235H59V237L60 236H64L65 235V232L63 231L65 228H67L68 226H72L73 225V223H66L65 224V221H64V224H61V228L60 229H57V230H55V228L54 227H56L57 226V228H58V224H60ZM63 223V222H62ZM139 223V224H138ZM188 223V222H187ZM203 223V222H202ZM250 223H252L251 221H250ZM21 224V223H20ZM20 224H19V227H21L20 226ZM31 224V223H30ZM95 224V223H94ZM222 224V223H221ZM227 224V223H226ZM243 224V223H242ZM44 225V224H43ZM43 225H42V227H43ZM53 225V224H52ZM104 225H106L105 223H104ZM110 225V224H109ZM112 225V224H111ZM186 225V224H185ZM215 225V224H214ZM95 226V225H94ZM108 226V225H107ZM106 226V227H107ZM145 226H144V228H145ZM169 226V225H168ZM179 226H180V224H179ZM179 226H178V228H179ZM192 226L191 227H189V228H192ZM204 226V225H203ZM230 226V225H229ZM83 227V226H82ZM159 227V226H158ZM181 227V226H180ZM214 227V226H213ZM241 227V228H242ZM182 228V227H181ZM188 228V229H189ZM197 228H198V230H197ZM222 228H224V227H222ZM102 229V228H101ZM139 228H137V230H138ZM146 229V228H145ZM144 229V230H145ZM176 229H177V227H176ZM180 229V228H179ZM193 229V228H192ZM195 229V228H194ZM193 229V230H194ZM207 229V228H206ZM214 229V228H213ZM215 229V230H216ZM4 231H5V229H3ZM8 230V231H9ZM18 230V233H20L19 232V229H17ZM21 230H23L22 228H21ZM88 230V229H87ZM181 230V229H180ZM179 230V231H180ZM9 231V232H10ZM172 231V230H171ZM186 231V230H185ZM189 231V230H188ZM191 231V230H190ZM204 231V230H203ZM228 231H230V230H228ZM8 232V233H9ZM13 232V233H14ZM58 232V233H57ZM84 232V231H83ZM146 232V231H145ZM174 232V231H173ZM181 232V231H180ZM17 233V232H16ZM39 233V234H40ZM73 233V232H72ZM207 233H209V232H207ZM258 233H260V231H258ZM258 233H256V234H258ZM263 233V232H262ZM6 234V233H5ZM22 234V233H21ZM20 234V235H21ZM83 234V233H82ZM81 233H77V234H75V235H71L72 237H71V242H72V244L70 243L69 245H67L68 247L67 248H65L66 249V251H68V254H67V252L65 251V257L68 255V257H66L65 258V260L64 259H62V260H64L63 261V264H92V261H91V259H90V252H89V249H88V238H86L85 236H83ZM87 234V233H86ZM141 234V233H140ZM140 234H138L137 233V236L139 237V238H143V235H140ZM206 234V233H205ZM216 234H218V233H216ZM14 235V234H13ZM19 235V234H18ZM19 235V236H20ZM45 235V234H44ZM56 235V236H57ZM8 236V235H7ZM6 236V237H7ZM39 237H40V235H38ZM70 236V235H69ZM9 237H10V235H9ZM15 238L17 237V236H14ZM41 237H43V235L41 236ZM45 237V236H44ZM47 237V238H48ZM65 237V236H64ZM153 237V238H152ZM18 238V237H17ZM37 238V237H36ZM35 238V239H36ZM58 238V237H57ZM256 238H257V236H256ZM48 239V240H49ZM66 239V238H65ZM70 239V238H69ZM218 239V238H217ZM258 239V238H257ZM19 240V239H18ZM47 240V241H48ZM149 240V239H148ZM197 240V239H196ZM20 241V240H19ZM24 241V240H23ZM39 241V240H38ZM150 241V240H149ZM230 240H228V242H229ZM8 242V241H7ZM10 242V241H9ZM17 242V241H16ZM49 242V241H48ZM48 242H46V244L48 243ZM64 242V241H63ZM65 242H67V240L65 241ZM145 242V241H144ZM148 242V241H147ZM146 242V244H148ZM155 242V241H154ZM201 242V241H200ZM200 242H198V243H200ZM226 242V243H225ZM257 241H255V243H256ZM44 243H45V241H44ZM60 243H62V242H60ZM187 243H189V242H187ZM197 243V244H198ZM253 243V244H252ZM12 244H14V245H16L14 242L12 243ZM45 244V245H46ZM58 244V243H57ZM219 244H217V245H219ZM225 244H227L226 245V247L224 246H222L221 247V245H225ZM261 244V243H260ZM4 245V244H3ZM44 245V244H43ZM199 245V244H198ZM256 245H258V244H256ZM255 245V246H256ZM12 246V245H11ZM17 246V245H16ZM59 246V245H58ZM214 246V247H213ZM24 247V246H23ZM150 247V246H149ZM203 249H202V248ZM216 247V248H215ZM259 247V246H258ZM151 248V247H150ZM194 248V249H193ZM198 250H197V249ZM201 248V249H200ZM255 248V247H254ZM16 249V248H15ZM26 249V248H25ZM246 249V250H245ZM258 249V248H257ZM256 249V250H257ZM260 249V248H259ZM57 250V251H56ZM62 250V249H61ZM249 250V249H248ZM254 250V249H253ZM39 251V250H38ZM41 251V252H42ZM49 251V250H48ZM249 251H251L252 252V250H249ZM23 252V251H22ZM33 252V251H32ZM40 252V253H41ZM63 252V251H62ZM253 252H255V251H253ZM240 253V252H239ZM238 253V254H239ZM1 254V253H0ZM45 254V253H44ZM47 254V253H46ZM49 254H50V252H49ZM48 254V255H49ZM241 255H242V253H240ZM244 254V253H243ZM248 254V253H247ZM256 254H258V253H256ZM4 255V254H3ZM22 255V254H21ZM47 255V257H49ZM228 256H230V258L231 259H228ZM237 256V255H236ZM243 256V255H242ZM259 256V255H258ZM27 257H28V255H27ZM39 257H40V255H39ZM38 257V258H39ZM250 257V256H249ZM264 257V256H263ZM23 258V257H22ZM25 258V257H24ZM31 258V257H30ZM29 258V259H30ZM200 258H203V259H200ZM236 258V257H235ZM234 258V259H235ZM240 259H241V257H239ZM245 259H246V257H244ZM5 259V258H4ZM26 259H28V258H26ZM25 259V260H26ZM33 259V258H32ZM31 259V260H32ZM258 259V258H257ZM2 260V259H1ZM6 260H8V258L6 259ZM157 260V259H156ZM3 261H5V260H3ZM2 261V262H3ZM6 262V261H5ZM16 262V261H15ZM24 262V261H23ZM33 262V261H32ZM72 262H74V263H72ZM170 262H171V259H170ZM172 262H171V264H172ZM242 262H243V260H242ZM258 262V261H257ZM260 262V261H259ZM11 263V262H10ZM13 263V262H12ZM11 263V264H12ZM25 263V262H24ZM28 263H30V262H28ZM34 263V262H33ZM62 263V262H61ZM60 263V264H61ZM229 263V262H228ZM227 263V264H228ZM231 263V262H230ZM35 264V263H34ZM168 264H170L169 262H168ZM240 264V263H239Z\"/></svg>",
    "mask_w": 264,
    "mask_h": 264
}]
</instances>
